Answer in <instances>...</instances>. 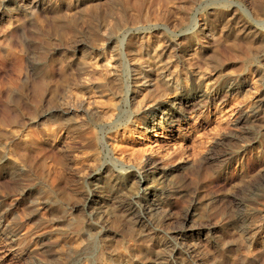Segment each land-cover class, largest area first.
<instances>
[{
	"label": "rangeland",
	"instance_id": "1",
	"mask_svg": "<svg viewBox=\"0 0 264 264\" xmlns=\"http://www.w3.org/2000/svg\"><path fill=\"white\" fill-rule=\"evenodd\" d=\"M0 264H264V0H0Z\"/></svg>",
	"mask_w": 264,
	"mask_h": 264
},
{
	"label": "bare ground",
	"instance_id": "2",
	"mask_svg": "<svg viewBox=\"0 0 264 264\" xmlns=\"http://www.w3.org/2000/svg\"><path fill=\"white\" fill-rule=\"evenodd\" d=\"M17 6H18V5H17ZM14 8H15V7H14ZM9 9H10V8H9ZM11 9H12V6H11ZM225 27H226V26H225ZM219 32H220V31H219ZM198 52H199V51H198ZM144 69H145V68H144ZM84 70H85V69H84ZM173 79H174V78H173ZM173 82H174V81H173ZM177 82H178V81H176L175 84H177ZM173 84H174V83H173ZM176 87H177V86H176ZM212 88H213V87H212ZM186 94H187V93H186ZM207 98H208V97H207ZM212 98H213V97H212ZM205 99H206V98H205ZM209 100H210V99H209ZM207 101H208V100H207ZM203 103H204V102H203ZM205 103H206V102H205ZM213 103H214V102H213ZM213 103H212V104H213ZM161 104H162V103L160 102V103H159V106H161ZM189 104H190V103H189ZM206 104H208V103H206ZM197 106H198V105H197ZM197 106H196V107H197ZM157 107H158V106H157ZM211 107H212V106H211ZM215 108H216V107H215ZM217 108H218V107H217ZM180 109H182V110L185 111V110L189 109V105H186V106H181V105H180ZM207 109H209V107H208ZM219 109H220V108H219ZM77 110H78L77 108H76V110H73V108H72V109L64 110L63 112L66 113V114H68V115H69V114H72V116H73V114H77V113H78ZM87 110H88V109H87ZM65 111H66V112H65ZM85 111H86V110H85ZM177 111H178V110H177ZM189 111H191V109H190ZM206 111H207V110H206ZM185 112H187V111H185ZM208 112H209V111H208ZM60 113H61V112H60ZM84 113H85V112H84ZM198 113H199V112H198ZM150 114H151V113H150ZM162 114H163V112H161L160 110H159L155 115L153 114L152 117H150V118H151V119H150V123L154 124V122L156 121V119H159V117H160ZM65 116H66V115H65ZM258 116H259V115H258ZM68 117H69V116H68ZM76 117H77V116H76ZM192 118H193L192 116L189 117L188 121L185 123V124H186V128H187V127L190 128V123H189V121L192 120ZM227 118H228V117H227ZM160 120H162L161 117H160ZM194 120H195V119H194ZM78 121H79V120H78ZM227 124H228V123H227ZM201 126H202V125H201ZM185 131H186V130H185ZM185 131H184V132H185ZM177 132H178L179 135H183V134H182V129H181V130H177ZM181 137H182V136H181ZM182 138H183V137H182ZM150 153H151V152H150ZM167 155H168V154H167ZM165 156H166V155H165ZM172 157H173V156H172ZM115 158H116V157H115ZM159 158H160V157H159ZM177 158H178V157H177ZM147 159H148V158H147ZM149 159H150V158H149ZM144 160H145V159H144ZM141 162H142V161H141ZM144 162H145V161H144ZM148 162H149V161H148ZM158 162H159V161H158ZM162 162H163V161H162ZM165 162H166V161H165ZM168 162H169V161H168ZM168 162H167V163H168ZM171 162H172V161H171ZM116 163H118L119 165H121L122 162H121V161H120V162L118 161V162H116ZM146 163H147V162H146ZM150 163H151V162H150ZM172 163H173V162H172ZM139 165H140V164H139ZM152 165H154V163L151 164V167H152ZM167 165H168V164H167ZM148 166H149V165H148ZM163 166H164V165H163ZM140 167H141V166H140ZM154 167H155V166H154ZM154 167H153V169H154ZM135 168H136V167H135ZM138 168H139V167H137V168L135 169L136 172H138V170L140 169V168H139V169H138ZM148 169H149V168H148ZM142 170H143V169H142ZM144 170H145V169H144ZM123 171H124V170H123ZM154 171H155V169H154ZM139 172H140V171H139ZM141 172H142V171H141ZM138 176H139V175H138ZM143 181H144V180H143ZM136 202H137V201H136ZM140 204H141V203H140ZM142 210H143V208H142ZM142 210H141V211H142ZM146 212H147V210H146ZM140 213H141V212H140ZM150 214H151V213H150ZM142 216H143V215H142ZM147 217H148V215H147ZM142 218H143V217H142ZM18 238H19V237H18ZM18 238H17V239H18ZM20 239H21V238H20ZM15 241H16V240H15ZM16 242H17V245L20 244L18 240H17ZM22 242H23V241H22ZM22 242H21V243H22ZM14 243H15V242H14Z\"/></svg>",
	"mask_w": 264,
	"mask_h": 264
}]
</instances>
